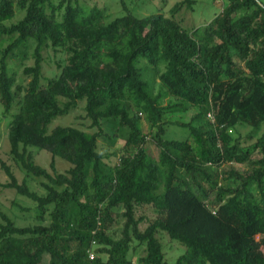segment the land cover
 <instances>
[{
    "label": "trees",
    "instance_id": "1",
    "mask_svg": "<svg viewBox=\"0 0 264 264\" xmlns=\"http://www.w3.org/2000/svg\"><path fill=\"white\" fill-rule=\"evenodd\" d=\"M194 3L137 17L120 0L107 21L87 0H0V104L17 109L0 187L26 214L0 206V264H264V5L226 0L189 29L176 15ZM80 107L86 127L51 129ZM164 236L184 248L174 262Z\"/></svg>",
    "mask_w": 264,
    "mask_h": 264
},
{
    "label": "rangeland",
    "instance_id": "2",
    "mask_svg": "<svg viewBox=\"0 0 264 264\" xmlns=\"http://www.w3.org/2000/svg\"><path fill=\"white\" fill-rule=\"evenodd\" d=\"M90 4L98 5L101 8H106V14L108 16V20L110 21L111 19L121 16L124 14V11L122 9V6L120 4V0H87ZM127 6L132 10L133 14L136 15L137 17H145L147 15H150L152 13H156L161 11L162 13H168L169 10L177 3L182 0H167V3L165 5L162 4L161 0H125ZM195 3L193 5V8L190 9L187 7V5H184L181 11L176 15V18L181 22V24L189 29H192L193 27H202L204 25H207L210 23L216 15H218L223 6L226 3V0H194ZM259 2L264 5V0H259ZM24 16V13L18 12L16 17L12 20L7 21V24H11L14 22L19 21L22 19ZM10 39L8 37H1L0 36V51L7 46L9 43ZM47 60L45 64V70H51L55 68V65L53 63L52 57H53V52L49 51L48 53H45ZM68 54L60 55L61 58L67 57ZM1 58V55H0ZM33 61L29 60L27 62V65H32ZM13 63L10 64V67H12ZM22 68H20L19 71V78L23 77L22 74ZM17 111L16 107L12 110L11 114L5 115L4 114V109L2 105L0 104V159L1 160H7L8 157L7 154L10 151V142L8 138V125L12 120V115L15 114ZM195 114L194 110L189 111L188 113H179L173 116H169L168 118L172 121L178 120L181 122H189L193 115ZM84 116V112L82 111L81 107L72 112L71 114L63 117H58L53 121L51 124V129L56 127V126H76V127H86V121H84L82 118ZM89 124V123H88ZM239 131L242 135L247 134L250 132V128H239ZM261 133H258V136ZM167 137H177L179 139H184L186 137V131L184 129H174L171 128L168 133ZM124 141L119 140L116 144L117 147L123 146ZM151 153L156 156L158 154V151L154 145H150ZM29 151L34 155V159L37 164L50 169V163L52 160V155L46 150H41L36 147H30ZM56 167L58 171L64 172L67 169L71 168V164L68 163L67 161L61 159V158H56ZM235 167L241 171L247 170L249 167L245 165H238L236 164ZM6 175L4 172L1 170V163H0V182L3 183L5 182ZM18 200L16 197V194L14 191L11 190H5L0 187V206L9 214L16 213L17 216H25L26 214H21V212L12 206L13 201ZM25 204V203H24ZM142 214L146 215L149 219H154L156 216L155 211L151 207H146L141 211ZM34 223L32 219L26 218L18 219V224L19 225H27V224H32ZM147 222L143 223L141 225L142 229H145L147 227ZM119 229H115L117 231ZM114 231V232H115ZM116 236L119 235V233H115ZM260 237H258L259 239ZM163 243L165 244V251H166V259L169 262H174L183 252L184 248L178 244L177 242H174V244H170L168 241V237L164 236L162 239ZM143 253L140 252L134 257V261L138 262V258L142 255ZM48 261V260H47ZM46 261V264H47Z\"/></svg>",
    "mask_w": 264,
    "mask_h": 264
}]
</instances>
